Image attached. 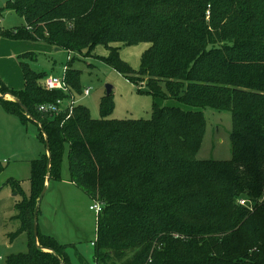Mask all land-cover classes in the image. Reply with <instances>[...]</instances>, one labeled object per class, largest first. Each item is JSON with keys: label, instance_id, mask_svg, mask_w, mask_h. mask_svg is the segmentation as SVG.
I'll list each match as a JSON object with an SVG mask.
<instances>
[{"label": "trees", "instance_id": "1", "mask_svg": "<svg viewBox=\"0 0 264 264\" xmlns=\"http://www.w3.org/2000/svg\"><path fill=\"white\" fill-rule=\"evenodd\" d=\"M5 7L0 17L12 10L25 25L1 36L87 56L104 46L109 56L101 60L131 83L147 82L154 98L230 112L233 125L232 159L200 161L201 111L155 105L148 120H113L109 95L99 120L81 105L70 118L45 115L41 105L66 95L48 91L46 74L20 61L24 90L0 80V95L19 100L36 122L15 101L0 97V106L38 126L52 160L48 170L46 150L31 162L29 197L11 182L23 196L16 236H28L29 250L6 264H71L67 246L34 236L38 199L47 177L60 180L66 145L71 182L103 206L95 264H264V0H7ZM116 43L151 45L139 71L121 60ZM80 75L69 67L66 80L83 95ZM241 197L258 203L241 207Z\"/></svg>", "mask_w": 264, "mask_h": 264}, {"label": "rangeland", "instance_id": "2", "mask_svg": "<svg viewBox=\"0 0 264 264\" xmlns=\"http://www.w3.org/2000/svg\"><path fill=\"white\" fill-rule=\"evenodd\" d=\"M7 0H0V10L5 9ZM208 12V18L209 16ZM25 20L15 11L4 10L0 17V31H11L23 27ZM143 43L125 46L120 43L112 47L119 49L120 58L133 70L139 71L142 56L150 48ZM26 54L32 58L23 59ZM109 50L98 46L91 56L85 53L67 52L43 42L11 40L0 35V80L12 91H23L25 79L20 61H25L34 71L46 76H62L64 67L80 72L82 91L90 89V95H75L77 105L89 109L92 119L99 120L100 105L106 98L108 87L114 104L113 120H148L153 107H178L185 111H201L206 119V133L196 159L200 161H229L232 159V114L210 108L193 109L177 101L156 99L147 91V82L131 83L126 77L106 65ZM70 58V59H69ZM67 69V72H68ZM66 72V76H67ZM46 79V77H45ZM45 79L41 84L45 87ZM7 101H14L7 95ZM39 128L29 122L24 124L17 116L0 106V162L4 172L0 176V264H6L10 255L27 253L29 238L26 234L16 236L21 222L16 217V205L23 196L14 191L11 182L16 181L26 196H30L31 162L45 153V144L39 136ZM70 147L65 146L60 180L49 182L43 198L38 219L39 232L67 246L71 264H95L98 215L90 210L94 202L78 186L71 183ZM246 199L255 206L257 202ZM243 207L242 205H240Z\"/></svg>", "mask_w": 264, "mask_h": 264}, {"label": "built area", "instance_id": "3", "mask_svg": "<svg viewBox=\"0 0 264 264\" xmlns=\"http://www.w3.org/2000/svg\"><path fill=\"white\" fill-rule=\"evenodd\" d=\"M70 59V58H69ZM67 67H64L62 76H47L45 79V88L48 91H59L66 95L65 100H58L55 103L41 105L38 110L40 113L45 115H59L61 113H69L68 118L72 116L74 107L77 106V99L71 92L67 80L66 72ZM90 95V89L84 90L83 96L88 97ZM264 200V197H263ZM240 205L247 206V200L242 199ZM91 211H94L98 216L103 211V206L100 203L94 202L90 207Z\"/></svg>", "mask_w": 264, "mask_h": 264}, {"label": "water", "instance_id": "4", "mask_svg": "<svg viewBox=\"0 0 264 264\" xmlns=\"http://www.w3.org/2000/svg\"><path fill=\"white\" fill-rule=\"evenodd\" d=\"M111 90L112 88L108 87V90H107V95L109 96L111 94ZM1 98L3 99H6L8 96L7 95H0ZM14 101L21 107V109L25 112V114L31 119L33 120L34 122H36V120L34 118H32L30 115H29V112L27 110V108L17 99H15L13 97ZM45 138H46V150H47V155H48V170L50 169L51 167V160H52V157H51V153H50V149H49V142H48V139H47V136L44 134ZM48 186H49V177H47V181H46V186L44 188V190L42 191L39 199H38V203H37V206H36V209H35V214H34V236H35V239L37 240L38 239V233H39V223H38V219H39V212H40V208H41V204H42V201H43V198L48 190ZM48 252H51L53 253L52 251H48Z\"/></svg>", "mask_w": 264, "mask_h": 264}, {"label": "crops", "instance_id": "5", "mask_svg": "<svg viewBox=\"0 0 264 264\" xmlns=\"http://www.w3.org/2000/svg\"><path fill=\"white\" fill-rule=\"evenodd\" d=\"M18 28V27H17ZM72 183V182H71ZM73 184V183H72ZM74 185V184H73Z\"/></svg>", "mask_w": 264, "mask_h": 264}]
</instances>
